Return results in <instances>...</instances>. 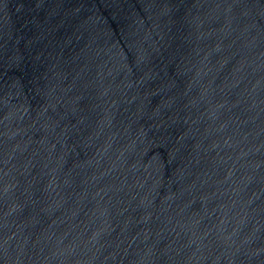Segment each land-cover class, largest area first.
<instances>
[{
    "label": "water",
    "instance_id": "1",
    "mask_svg": "<svg viewBox=\"0 0 264 264\" xmlns=\"http://www.w3.org/2000/svg\"><path fill=\"white\" fill-rule=\"evenodd\" d=\"M0 264H264V0H0Z\"/></svg>",
    "mask_w": 264,
    "mask_h": 264
}]
</instances>
